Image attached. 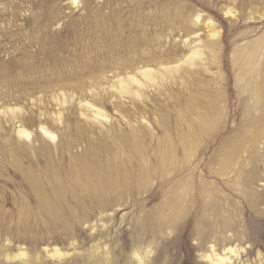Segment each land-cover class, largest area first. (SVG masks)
Listing matches in <instances>:
<instances>
[{
  "label": "rangeland",
  "instance_id": "obj_1",
  "mask_svg": "<svg viewBox=\"0 0 264 264\" xmlns=\"http://www.w3.org/2000/svg\"><path fill=\"white\" fill-rule=\"evenodd\" d=\"M190 121L213 127L191 167L209 194L181 215ZM0 264H264V0H0Z\"/></svg>",
  "mask_w": 264,
  "mask_h": 264
},
{
  "label": "bare ground",
  "instance_id": "obj_2",
  "mask_svg": "<svg viewBox=\"0 0 264 264\" xmlns=\"http://www.w3.org/2000/svg\"><path fill=\"white\" fill-rule=\"evenodd\" d=\"M145 76L149 77V71L143 72ZM254 100H258L259 96L256 94ZM193 106V111L197 108H200V101L199 100H192L191 101ZM194 115L195 113L192 112ZM182 123V121H181ZM189 123V130L188 132H184L183 130L179 131V142H178V152L179 156L177 157L175 163L176 172L179 174L178 179V186L180 192L176 197L177 206L179 209V213L182 215L185 211L195 204V202L199 199H205L208 197V190H206L196 179L195 169L191 168L193 163V158L196 155L197 148L202 144L203 137L205 135L211 136L213 134V127L212 126H201L198 131L195 129V123L193 121ZM45 132L54 137V135L45 130ZM19 134L30 137V135L25 131H20ZM261 133L259 132V128L253 126V128H249L247 131H242L238 133L236 136H233L231 140L225 143L224 146L220 150H218V155L216 154L215 162L219 165V168L216 173H220L221 175H228L233 167L239 163L242 156L245 153H248L250 150L253 149V146L259 140ZM221 155L222 159H219L218 156ZM213 162V161H212ZM166 167V166H165ZM163 167L160 171L155 173H148L147 175L140 176L136 179V183L131 185L129 182V177L121 174L120 172H115V177L106 181H98L96 178L92 181L85 180L79 184L80 189L84 190L89 195V198L93 196L104 197L107 193L110 192H119L125 189H134L135 185L138 183L139 186L145 184L147 181L151 180L153 177H166L165 169ZM235 168V167H234ZM189 170V174L184 177V172ZM112 174H110L111 176ZM69 182V181H68ZM248 197L254 199L248 195ZM41 205L44 209L48 210L51 214H53V209L51 203L49 202L46 196L42 197ZM74 211L75 209L72 208ZM230 252H234V250L230 249ZM57 254L60 252L58 250L55 251ZM24 253H20L18 256H24ZM224 260L220 259V263H223Z\"/></svg>",
  "mask_w": 264,
  "mask_h": 264
}]
</instances>
